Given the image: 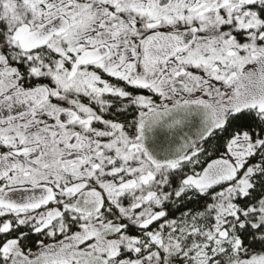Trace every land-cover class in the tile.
<instances>
[{
    "label": "snow or ice",
    "instance_id": "obj_1",
    "mask_svg": "<svg viewBox=\"0 0 264 264\" xmlns=\"http://www.w3.org/2000/svg\"><path fill=\"white\" fill-rule=\"evenodd\" d=\"M0 264H264V0H0Z\"/></svg>",
    "mask_w": 264,
    "mask_h": 264
}]
</instances>
